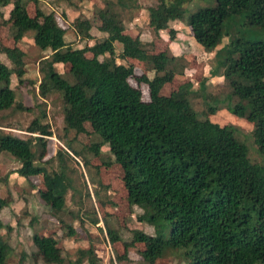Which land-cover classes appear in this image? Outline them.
I'll use <instances>...</instances> for the list:
<instances>
[{"label": "trees", "instance_id": "1", "mask_svg": "<svg viewBox=\"0 0 264 264\" xmlns=\"http://www.w3.org/2000/svg\"><path fill=\"white\" fill-rule=\"evenodd\" d=\"M40 1L0 0V27L14 43L12 47L0 45V54L10 63L0 62V112L38 111L25 130L26 138L0 134V153L19 162L15 172L24 178L42 176L40 198L55 214L66 208V195L72 189L66 170L49 172L44 166L47 139L52 137L50 126L44 123L45 112L40 104L34 109L17 102L10 86L12 77L18 84L25 82V53L18 43L32 31L34 45L51 51L39 64V97L45 99L51 91L61 96L63 130L99 138L86 146L88 151L98 156L101 148L108 146L113 162L123 170L129 204L143 211L138 220L169 227L167 238L132 230L131 239L123 243L124 255L117 260H127L128 249L142 244L140 256L146 264H155L171 250L185 252L189 264H264V163L250 159L248 147L232 128L199 119L185 87L169 96L160 95L175 76L168 68L173 58L152 54L139 38L125 34L116 12L109 8L97 12L98 31L105 39L74 48L65 40L66 31L54 13L43 11ZM117 1L125 8L137 6V0ZM188 1L159 0L157 6L148 8L149 26L155 31L167 30L169 21L184 17ZM31 3L34 16L27 11ZM5 8H9L6 18ZM237 16L245 25L264 28V0H215L214 6L190 14L187 23L195 42L210 48L218 42L224 26ZM91 29L87 21L74 27L83 41L93 38ZM115 42L122 48L118 56ZM104 54L109 58L99 60ZM117 57L146 63L165 74L151 80L138 77L132 65L117 64ZM64 65L69 66L72 82L56 70ZM222 65L227 76L243 80L229 86L230 95L238 99L232 112L253 124L254 142L264 159V42L240 38L230 42L223 49ZM130 78L148 85L149 101L142 100L141 91L129 84ZM8 204L0 196V212ZM92 215L85 213L89 222L97 225L96 212ZM65 227L67 235H74L71 225ZM104 227L110 244L121 241L107 223ZM32 244L37 254L56 264L99 261L91 248L78 251L75 261L55 259L58 241L38 233L32 236ZM9 252V246L0 242V264H7Z\"/></svg>", "mask_w": 264, "mask_h": 264}, {"label": "rangeland", "instance_id": "2", "mask_svg": "<svg viewBox=\"0 0 264 264\" xmlns=\"http://www.w3.org/2000/svg\"><path fill=\"white\" fill-rule=\"evenodd\" d=\"M40 8L53 12L59 26L65 29V40L74 48L92 46L105 39V34L98 31L99 10L106 8L116 12L124 23L125 34L139 38L155 55L173 58L169 65L175 76L160 90L161 96H169L185 87L188 98L199 119H208L221 127H230L237 138L249 151L253 162L264 163L254 142V126L246 118L233 114L232 109L238 99L229 93L232 81L243 82L241 78L229 77L222 65L223 49L240 38L247 42H264V28L245 25L241 16L234 17L227 23L216 45L204 48L195 42L191 28L187 23L190 14L200 8L212 7L215 0H189L185 4L186 14L181 19L171 20L167 30L155 31L149 26L148 8L155 7L159 0H137L134 8H125L117 0H41ZM4 18L9 8L3 10ZM29 15L34 16L35 6L27 7ZM89 22L92 39L80 40L74 27L82 22ZM173 32V34L170 33ZM33 32H27L18 46L24 51V84H18L12 77L11 88L16 101L25 107L34 108L41 105L45 112L44 123L50 126L52 137L47 139V154L44 166L49 172L59 171L62 167L70 179L72 189L66 195V208L60 213H53L40 198L39 191L44 189L42 176L24 178L16 169L19 162L9 154L0 153V196L8 202V207L0 212V242L10 248L7 264H56L50 257L39 255L32 244V236L38 233L44 238L58 241L55 259L63 258L65 262L75 261L78 251L91 248L99 259L98 264H146L140 256L142 244H135L128 249L127 260L118 261L124 255V242L131 239L132 230H140L148 235L161 234L169 236V227H155L138 217L143 211L129 204L127 191L123 183V170L113 162L107 145L101 148L98 156L86 149V146L99 142L94 135H76L63 130V110L61 96L51 91L45 99L39 97L38 86L42 76L39 72L40 61L50 55V49H41L34 45ZM13 41L7 36V30L0 27V45L11 47ZM115 53H121V44L114 43ZM91 57V54H87ZM104 54L99 60L108 59ZM0 62L10 66L8 59L0 54ZM117 64L132 65L136 76H145L147 80L165 74L163 70L152 69L149 65L127 58L115 59ZM66 79L69 66H59ZM31 83V84H30ZM129 84L142 93V100L149 101V89L146 83H139L130 78ZM45 85L50 88L51 83ZM38 114L34 112H17L8 110L0 112V134H11L26 138V128ZM86 128L91 131L87 124ZM96 212L99 223L92 225L86 218ZM83 219V220H81ZM115 230L120 240L110 244L105 232V224ZM71 225L74 235H67L65 225ZM190 258L183 251H167L155 264H189ZM82 264H88L86 260Z\"/></svg>", "mask_w": 264, "mask_h": 264}, {"label": "crops", "instance_id": "3", "mask_svg": "<svg viewBox=\"0 0 264 264\" xmlns=\"http://www.w3.org/2000/svg\"><path fill=\"white\" fill-rule=\"evenodd\" d=\"M12 47V46H11Z\"/></svg>", "mask_w": 264, "mask_h": 264}]
</instances>
